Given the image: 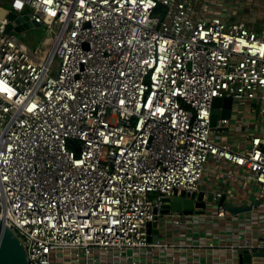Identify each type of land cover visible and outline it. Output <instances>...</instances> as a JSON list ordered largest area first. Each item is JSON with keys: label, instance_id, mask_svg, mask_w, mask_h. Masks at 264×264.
I'll list each match as a JSON object with an SVG mask.
<instances>
[{"label": "built area", "instance_id": "obj_1", "mask_svg": "<svg viewBox=\"0 0 264 264\" xmlns=\"http://www.w3.org/2000/svg\"><path fill=\"white\" fill-rule=\"evenodd\" d=\"M219 5L0 0V216L30 264H146L175 246L150 241L148 224L176 191H200L211 159L264 201V30ZM10 12L49 45L7 32ZM217 98L233 104L213 126ZM262 235L229 246L264 250Z\"/></svg>", "mask_w": 264, "mask_h": 264}, {"label": "crops", "instance_id": "obj_2", "mask_svg": "<svg viewBox=\"0 0 264 264\" xmlns=\"http://www.w3.org/2000/svg\"><path fill=\"white\" fill-rule=\"evenodd\" d=\"M219 10L226 20H238L254 30H264V0H220ZM245 115L249 114L245 112ZM250 115V119L257 118V112ZM240 135L239 132L237 138H240ZM214 165V160L211 159L199 192H205L207 200L215 189L222 190L225 198L214 199L213 196L212 209L205 206L197 210L195 207L193 214L174 212L167 215L162 220L164 223L162 222L160 242L175 246L154 248L145 258L146 264H240V252L232 251L229 246L238 241L236 235L243 234L245 238L254 240L263 236L256 231L253 224L246 225L240 220L250 218L253 211L264 210V201L258 200L252 188L242 186L235 179L228 177L222 168L220 172L215 171ZM225 167L235 170L229 164ZM255 202L257 209L227 213L224 217L216 215L221 204L226 207H251ZM204 209L206 214L197 213ZM177 214L182 215V224L174 223L173 218ZM195 214L200 215L202 219L194 218ZM212 214L214 216H211ZM194 220L199 221L200 225L196 227L189 223ZM229 222L232 223L230 228Z\"/></svg>", "mask_w": 264, "mask_h": 264}, {"label": "water", "instance_id": "obj_3", "mask_svg": "<svg viewBox=\"0 0 264 264\" xmlns=\"http://www.w3.org/2000/svg\"><path fill=\"white\" fill-rule=\"evenodd\" d=\"M6 10L0 11V17H3ZM12 23L8 26L7 32L15 30L16 32H22L25 27L38 26L32 22L25 23V27L22 25L25 20L28 19L27 16H17L15 13L10 12L7 14ZM224 102L225 109L218 113L213 114L212 125L215 126L216 119L218 116L229 117L231 113V107L233 101L231 98L220 99L217 98L214 103V108L217 109ZM213 201V195L205 199V193L192 192L186 193L178 191L172 197L165 198L162 212V217L148 224V239L153 242H158L160 240L161 227L160 221L165 219L167 215L174 212H180L185 214H193L195 212V207L204 208L207 203ZM228 211L233 213L245 212L251 210L250 206L247 207H226ZM163 222V221H162ZM164 223V222H163ZM240 264H264V250H258L250 252L248 250H243L240 252L239 257ZM0 264H30L28 259V251L24 245L21 236L0 216Z\"/></svg>", "mask_w": 264, "mask_h": 264}, {"label": "rangeland", "instance_id": "obj_4", "mask_svg": "<svg viewBox=\"0 0 264 264\" xmlns=\"http://www.w3.org/2000/svg\"><path fill=\"white\" fill-rule=\"evenodd\" d=\"M18 36L20 39L23 40V42H25L27 45H29L32 48H36L37 46H39L40 44H47L49 45L48 41H46V37H47V31L45 30L44 26H34L31 27L29 29H27L26 31L23 32H19ZM216 113L220 114L221 109L217 108ZM238 133L234 130V129H228L226 132L222 133V137H226V136H233V135H237ZM207 208L212 209L213 208V204L212 202L207 203L206 205ZM264 207V205H263ZM262 207V208H263ZM250 218H246V219H241L240 221L245 223L246 225L249 224L251 226V224L254 225V227L256 228V231L259 234H264V210L263 209H259L257 211H253L252 215L249 216ZM194 218H199L202 219V217L200 215L195 214ZM191 225H195L196 227L200 225V222L197 220L194 221H190L189 222ZM160 224L162 225V221H160ZM231 222L228 223V227H231ZM186 225V223H185Z\"/></svg>", "mask_w": 264, "mask_h": 264}]
</instances>
